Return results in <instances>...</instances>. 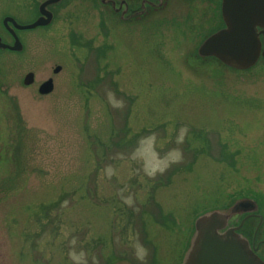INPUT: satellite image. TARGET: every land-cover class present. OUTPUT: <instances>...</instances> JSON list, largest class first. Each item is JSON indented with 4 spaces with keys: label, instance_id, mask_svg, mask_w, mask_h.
<instances>
[{
    "label": "rangeland",
    "instance_id": "rangeland-1",
    "mask_svg": "<svg viewBox=\"0 0 264 264\" xmlns=\"http://www.w3.org/2000/svg\"><path fill=\"white\" fill-rule=\"evenodd\" d=\"M43 1L0 0L5 42L3 18ZM55 8L0 50V264H181L199 214L250 197L264 216V58L198 56L220 0L127 23L100 0Z\"/></svg>",
    "mask_w": 264,
    "mask_h": 264
},
{
    "label": "water",
    "instance_id": "water-1",
    "mask_svg": "<svg viewBox=\"0 0 264 264\" xmlns=\"http://www.w3.org/2000/svg\"><path fill=\"white\" fill-rule=\"evenodd\" d=\"M61 0H45L39 6L40 16L32 23L20 24L15 18L7 16L3 23L14 36V44L3 42L0 48L20 51L23 48L16 30L34 29L49 25L53 12L48 6ZM103 4L116 5L114 0H101ZM221 11L224 27L209 34L198 47L201 58H216L223 65L237 70H247L264 57V45L260 36L264 35V0H222ZM124 19V18H123ZM11 23V25L9 24ZM259 27L262 30H259ZM61 66L54 69L58 73ZM34 81V73L29 72L24 84ZM53 91V80L49 79L39 88L42 95ZM260 205L254 198L242 197L233 200L226 208L208 210L198 215L194 230L184 252L181 264H264L255 253L249 237L240 232L245 219L258 216L260 229L264 217L259 214Z\"/></svg>",
    "mask_w": 264,
    "mask_h": 264
},
{
    "label": "flooded vegetation",
    "instance_id": "flooded-vegetation-1",
    "mask_svg": "<svg viewBox=\"0 0 264 264\" xmlns=\"http://www.w3.org/2000/svg\"><path fill=\"white\" fill-rule=\"evenodd\" d=\"M114 1L116 2L115 6H113L112 3L111 4H104V6L110 7V9L114 12V14L119 16V18H120V20L122 22H126V23L127 22H133L135 20H141V19L145 18V16H147L152 11L153 12L154 11L155 12H159L162 9L166 8L167 7V3H168V0H114ZM187 1L191 2V1H196V0H187ZM202 1L212 2L213 0H202ZM100 3H102L101 0H100ZM40 4L38 6H36V10L39 9ZM58 4H60V2L56 3V4H53V5L48 7V9L53 12L54 20H55L56 15H57L55 6L58 5ZM220 9H221V0H220ZM216 12H218V11L216 10ZM259 30H262V28L259 27ZM7 32L9 34L12 42H14V36L9 31H7ZM0 37H2V36H0ZM260 38H261L262 43L264 44V35L261 34ZM2 39H3V37H2ZM10 44H12V43H10ZM77 44L80 45V42H77ZM23 49H24V45H23L22 51H23ZM100 49L101 48H99V50ZM8 51H10V50H8ZM57 66H60V65H57ZM0 67H1V65H0ZM61 68H62V66H61ZM61 71H62V69H61ZM59 73L60 72H58L56 74H59ZM25 76H26V74H25ZM25 76L23 78V83H24ZM49 79L53 80V90H54V88H55V80L51 76L48 77V79L42 81L40 83V85H39V88L44 82H46ZM34 82H35V74H34V81H33L32 84H34ZM32 84H30V85H32ZM30 85H27V86H30ZM3 88H4V83L2 82V83H0V98H1V94H2L1 93V89H3ZM39 88H38V91H39ZM253 219H257V218L256 217H249L245 221V223L243 224L242 228L239 231L240 232L247 231V233H249V239L251 241L253 249L264 260V238H259L260 231H259V233H257V235H255L256 227L253 226L251 224V222H250Z\"/></svg>",
    "mask_w": 264,
    "mask_h": 264
},
{
    "label": "trees",
    "instance_id": "trees-1",
    "mask_svg": "<svg viewBox=\"0 0 264 264\" xmlns=\"http://www.w3.org/2000/svg\"><path fill=\"white\" fill-rule=\"evenodd\" d=\"M97 50H99V49H97Z\"/></svg>",
    "mask_w": 264,
    "mask_h": 264
}]
</instances>
